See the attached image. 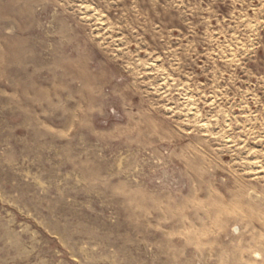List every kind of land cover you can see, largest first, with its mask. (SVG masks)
<instances>
[{"label":"rangeland","instance_id":"rangeland-1","mask_svg":"<svg viewBox=\"0 0 264 264\" xmlns=\"http://www.w3.org/2000/svg\"><path fill=\"white\" fill-rule=\"evenodd\" d=\"M0 264H264V0H0Z\"/></svg>","mask_w":264,"mask_h":264}]
</instances>
